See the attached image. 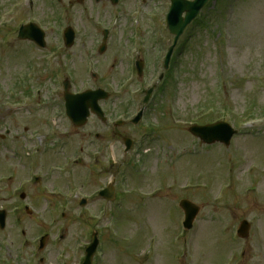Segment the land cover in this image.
<instances>
[{"label": "rangeland", "instance_id": "rangeland-1", "mask_svg": "<svg viewBox=\"0 0 264 264\" xmlns=\"http://www.w3.org/2000/svg\"><path fill=\"white\" fill-rule=\"evenodd\" d=\"M12 1L16 0H0V20L4 18L3 12ZM129 1L132 2V0H124L125 4ZM52 3L55 8L50 5ZM94 4V0H85L82 5L76 3L75 0H60L58 5L54 0H39V3L37 2L29 12H24L19 18L23 22H27L31 17L38 18L41 28L46 32L50 49L58 44L57 34H60L65 26L70 25L75 30H79L74 47L65 51L66 55L59 54L55 59L56 65L50 61H53L59 51L34 53L32 46L18 41L15 36L8 37L14 34V27L2 26L0 39L2 35L4 48L0 43V92L4 87L10 88L9 85L16 80L21 82L24 88L38 86L40 99H56L52 97L51 92L60 89L59 83L66 71L71 73L73 79L71 91L73 92L86 88H105L111 85V79L115 72L117 75V71L108 72V69L113 65L114 56L111 54L114 51L113 47H118L115 45L117 41H111V45L106 50V58H100L96 54L91 60L90 55H87L96 49L94 41H91L94 39L91 37L93 33L88 23L93 24L91 16L93 17L96 13L98 19L106 25L111 15V10L99 11ZM22 5V0H19L18 7H23ZM94 7L98 9L97 12ZM157 8L158 5L154 7V9ZM202 14L206 16L208 24L204 27L193 26L187 32L184 41L185 49L175 62L176 69L173 70L172 80H168L166 84L167 89L164 95L171 89V83L174 94H176L175 104L169 101L174 111L168 112L167 106V110L163 108L161 111L162 115L154 111L149 116L150 119L152 118L151 123L158 124L161 128L160 141L164 143L168 140L161 158L165 160L172 158L171 166L168 165L163 171L161 182L162 186L166 187L162 188L159 197L145 201L127 197L126 201L119 202L120 206L115 201L107 203L102 200H91L84 207H80L78 202L55 204L53 211H56V216L54 214L49 216V218L52 217L51 219L55 218L53 225L50 224L51 219L43 218L46 204L40 202L41 207H37L36 216L42 215V218L36 217L34 221H26L24 228L26 235L30 237L35 236L31 232L35 234L49 232L47 242L49 246L42 254H38L39 258H44V261L39 262L34 249L29 246L24 248L22 263H19L20 260L16 264H37V262L60 264L64 260L68 264H74L80 258L76 248L81 242L87 240L85 235L90 227L104 229V236L100 237L101 243L94 257V264L101 259L102 263L99 261L98 264H182V262L183 264H202V261L204 264H264V242L260 239L264 238V233H253L248 240H241L235 236L237 224L242 218L250 216L256 220L257 216L262 213L258 212V209L253 211V205L251 206V203L246 200H251L255 196L254 191L248 188L251 184H255V182H249L251 175L248 163H256V165L252 164L257 168L264 167V123L246 129L241 124L245 121L241 116L246 109L252 106L256 111H262L259 113L263 117L260 122L264 120V0H215L211 8ZM145 26L148 30V43L152 48L156 45L152 34L157 27L150 22H145ZM128 27H125L122 21L118 34L121 57L117 56L119 52L115 55L120 59V67L125 71L126 54L131 45ZM151 55L152 51L148 56L150 69L142 85H145L155 72L153 65L156 66V60ZM28 59L34 62L33 69H37L33 77L26 80V73L31 68L26 67ZM11 61L15 65L7 64ZM87 61L90 64V69H86L87 75H91L92 71L100 73L103 69L100 79L98 75L93 79L85 74ZM48 62L49 67L46 65ZM116 65L118 64L115 61L114 69ZM55 68H59V71L54 70ZM167 102L164 103L167 105ZM208 105H213L212 109L208 108ZM107 107L111 110L112 104H107ZM211 110H213L212 113ZM56 116H58L57 113ZM113 116L114 113L111 111V117ZM28 117L29 115H24V119ZM172 117L185 123L197 120L200 123H206L216 118H224L238 130V139L232 141L233 145L238 147L237 153H232V159L237 167L234 176H237L238 184L242 183L243 191L246 188L247 190L242 198L231 200L233 206L211 205L219 201L225 203L235 195V191L229 186L231 160L227 154L228 150L219 145L199 147L190 138L185 123L183 127L170 128L171 124L170 126L168 124ZM61 124L64 126L63 122ZM62 125L60 127L64 128ZM94 129L95 123L91 119L83 131L87 134ZM83 131L78 132L77 135L73 132L67 143L69 145H73L76 141L81 143L79 139L82 140L84 147H91L93 143H96L92 136L84 137L86 140H83L80 136ZM122 131L123 129H119L118 132ZM248 132L259 136L255 138ZM175 135L176 138H174ZM170 141L179 148L184 147V152L179 154V150H175ZM91 142L93 143L90 144ZM154 142V139L149 141L150 148ZM76 146L77 149L80 148V145L76 144ZM167 150L169 153L175 150L178 156L173 157L176 153L169 154ZM188 151L191 152L187 154ZM56 153L60 154L59 149ZM238 155L242 158L245 155L250 161L237 162ZM160 159L152 151L147 166H145V173L147 169L155 168V163H159ZM99 165H102V161ZM157 168L159 169V164ZM257 168L253 176L256 184H259L260 192H264V178L260 177L262 173L258 172ZM85 169H88L90 177L87 173L84 174V168L80 167L76 175H68L58 181V186L63 190L67 188V193L73 187H78L84 193H90L102 186L110 177L109 171L100 172L98 166L94 169L95 172H90L91 164ZM145 173H141L138 181L128 179L127 183L122 182L125 185L124 189L134 186L146 194L150 193L153 187L161 185V182L153 180L154 178L150 180L148 175L144 177ZM129 175H133V172L129 171L127 176ZM185 196L188 197L186 199L201 207L192 230L187 232V256L182 253L183 238L180 236V230L177 229V223L181 217L177 200ZM5 206L8 205L5 204ZM262 209L264 210V203H262ZM101 210L105 211L104 216H101L102 213L97 214ZM115 212L119 216H115ZM61 213L64 214L63 218L60 216ZM89 214L98 215L97 219L91 220L88 217ZM110 218L119 223L116 236H112L105 228L106 223L111 221ZM210 219H212L211 222H209ZM60 233L64 234L65 240L60 245H55ZM14 234L8 228L0 232V238L10 239L8 236ZM103 239L105 240L104 248L106 247L104 250ZM22 240L25 242L28 238L25 237ZM149 243H156L158 252L155 258L146 262L141 260L143 258L141 253L145 247L143 244ZM167 245L168 257L161 251ZM240 252L242 258L237 254ZM58 253L65 254V259L55 257ZM10 260L17 261L15 257Z\"/></svg>", "mask_w": 264, "mask_h": 264}, {"label": "water", "instance_id": "water-1", "mask_svg": "<svg viewBox=\"0 0 264 264\" xmlns=\"http://www.w3.org/2000/svg\"><path fill=\"white\" fill-rule=\"evenodd\" d=\"M204 1L205 0H201V1L197 2V3H194V4L190 5L189 10L191 12L195 11V9L198 8L200 5H202L204 3ZM23 34H24V32H23ZM69 37H71V33H69ZM98 93H100V92H98ZM89 96H90V93H87V94H85L83 96H80V98L86 99ZM219 126H220V124H217V125H214V126L205 127V128H193L192 131L197 136L205 139L206 141H212V140H210V134L213 133V132L221 131L220 128H219ZM182 205H183L184 209L187 212V216L189 217V220H188L187 225H188V227H190V224L189 223H191L190 221H191V219L193 218V216L195 214L194 213H191V209H190L189 204L182 203ZM93 251H94V249L92 248L91 251H90V253H89V255H88L87 264L90 263V258H91V255H92Z\"/></svg>", "mask_w": 264, "mask_h": 264}, {"label": "flooded vegetation", "instance_id": "flooded-vegetation-1", "mask_svg": "<svg viewBox=\"0 0 264 264\" xmlns=\"http://www.w3.org/2000/svg\"><path fill=\"white\" fill-rule=\"evenodd\" d=\"M15 128H16L15 133L21 131L20 128H17L16 124H15ZM7 132H9V130L5 131V133ZM17 162H18V158L16 154L8 155L5 153H0V175H4L6 179L12 180L15 177V173L17 171Z\"/></svg>", "mask_w": 264, "mask_h": 264}]
</instances>
